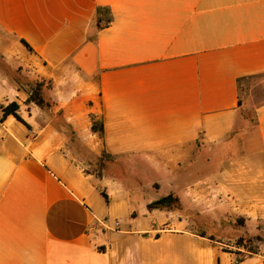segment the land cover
<instances>
[{
    "label": "crops",
    "instance_id": "obj_1",
    "mask_svg": "<svg viewBox=\"0 0 264 264\" xmlns=\"http://www.w3.org/2000/svg\"><path fill=\"white\" fill-rule=\"evenodd\" d=\"M99 5L114 16L103 28ZM0 27L54 84L48 110L0 71V264H233L240 247L159 201L244 187L264 219L251 173L264 171V101L251 122L240 89L264 82V0H0ZM14 100L29 126L3 117ZM82 154L101 156L99 175Z\"/></svg>",
    "mask_w": 264,
    "mask_h": 264
},
{
    "label": "rangeland",
    "instance_id": "obj_2",
    "mask_svg": "<svg viewBox=\"0 0 264 264\" xmlns=\"http://www.w3.org/2000/svg\"><path fill=\"white\" fill-rule=\"evenodd\" d=\"M31 69L30 60L21 54L14 36L0 27V71L27 82L30 91L37 82H42L44 88L52 89L54 86L52 79L40 78L36 73H30ZM240 87L247 115L251 122H254L256 119V106L264 101V82L260 76H252L243 80ZM75 141L79 142L81 147L86 144L83 140ZM77 157L86 164L89 171L98 175L101 173L100 155L82 154ZM226 160L229 161V159ZM231 162L244 164L248 160H245L243 154L238 155ZM253 162L260 163L261 160L257 159ZM251 173L255 191L253 199L256 200V198L259 199L261 185L264 184V171L254 170ZM247 174L248 171H238L237 178L244 180ZM203 191V195L198 201L192 198L190 201L185 202L180 201L179 192H171L177 196H175L171 205L175 209H181L177 212V215L186 219L188 226L204 231L208 236L213 235L225 247L239 248L236 245L237 240L243 236L249 246L258 248V253L264 251V219L260 218V204L257 202L255 204V201L250 202L249 198L245 200L246 190L244 187L239 188L237 197L234 195L236 198L229 197L228 189L224 186H217V184L216 186H212V184L208 186L207 184ZM239 216L245 217L244 225L238 221ZM147 219H150V215L147 216ZM240 252L242 257L251 254L248 248L243 246L240 247Z\"/></svg>",
    "mask_w": 264,
    "mask_h": 264
},
{
    "label": "trees",
    "instance_id": "obj_3",
    "mask_svg": "<svg viewBox=\"0 0 264 264\" xmlns=\"http://www.w3.org/2000/svg\"><path fill=\"white\" fill-rule=\"evenodd\" d=\"M113 18H114L113 12L110 6H104V5L97 6L95 13V22L98 28H103L109 25L113 21ZM22 42L28 47V49L33 50L32 46L25 39H22ZM250 77H246L243 80ZM43 86L44 85L42 82H37L35 86L32 88L26 100V103H35L38 106L45 109L51 108L53 106V102L45 96L44 92L46 87L44 88ZM2 109H3V117H7L8 115L13 114L17 119L21 120L22 122H24L26 125L29 126V123L19 113L20 103L18 101L16 100L11 101L8 104L3 105ZM92 129L101 133L103 131V123L100 120H96L95 118H93ZM104 196L107 198V194L104 193ZM150 206H152V204H150ZM238 221H240V223L244 225L245 217L239 216ZM201 233L204 236L207 235L206 232L204 231H201ZM208 237L215 239L213 235H210ZM236 245L238 247L243 246L245 248H248V250L251 253H258V248L249 246V244L246 243L245 237L243 236L238 238Z\"/></svg>",
    "mask_w": 264,
    "mask_h": 264
},
{
    "label": "built area",
    "instance_id": "obj_4",
    "mask_svg": "<svg viewBox=\"0 0 264 264\" xmlns=\"http://www.w3.org/2000/svg\"><path fill=\"white\" fill-rule=\"evenodd\" d=\"M99 222L101 223L102 226H104V227H108L109 218L106 217V218H104L103 220H99ZM115 224L118 225V224H119V221H115ZM241 258H242V256H238V257L234 260L233 264H240V262H241Z\"/></svg>",
    "mask_w": 264,
    "mask_h": 264
},
{
    "label": "water",
    "instance_id": "obj_5",
    "mask_svg": "<svg viewBox=\"0 0 264 264\" xmlns=\"http://www.w3.org/2000/svg\"><path fill=\"white\" fill-rule=\"evenodd\" d=\"M174 196L173 195H169L166 196L165 198H163L162 200H160V203H167V204H171L174 201Z\"/></svg>",
    "mask_w": 264,
    "mask_h": 264
}]
</instances>
